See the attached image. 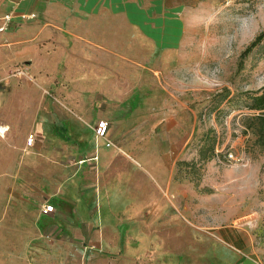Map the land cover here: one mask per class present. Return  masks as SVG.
Masks as SVG:
<instances>
[{
	"label": "crops",
	"instance_id": "1",
	"mask_svg": "<svg viewBox=\"0 0 264 264\" xmlns=\"http://www.w3.org/2000/svg\"><path fill=\"white\" fill-rule=\"evenodd\" d=\"M195 2L0 0V23L11 16L0 35V264H108L97 252H122L125 227L118 239L109 218L123 213L103 203L123 192L109 123L144 111L153 81L184 56ZM134 161L162 196L150 200L159 217L170 186L151 161ZM229 232L233 264H260Z\"/></svg>",
	"mask_w": 264,
	"mask_h": 264
},
{
	"label": "rangeland",
	"instance_id": "2",
	"mask_svg": "<svg viewBox=\"0 0 264 264\" xmlns=\"http://www.w3.org/2000/svg\"><path fill=\"white\" fill-rule=\"evenodd\" d=\"M195 5L184 56L153 81L146 109L109 123L123 192L103 203L123 213L109 220L125 237L122 252H97L108 264H233L230 230L264 264V111L253 109L264 94V39L249 49L264 32V0ZM140 158L170 186L159 217L150 200L162 196L149 189Z\"/></svg>",
	"mask_w": 264,
	"mask_h": 264
},
{
	"label": "built area",
	"instance_id": "3",
	"mask_svg": "<svg viewBox=\"0 0 264 264\" xmlns=\"http://www.w3.org/2000/svg\"><path fill=\"white\" fill-rule=\"evenodd\" d=\"M34 17H36V15H31V18H34ZM10 19H11V16H7L4 19V22L0 23V35L7 30V22ZM7 130L8 128L0 126V135H4L7 132ZM107 130H108V122H105V121L100 122L97 128L95 129L97 137L106 138ZM34 142H35V136L32 134L30 135L27 144L28 146H32ZM107 144L108 146H111L112 142L108 141ZM53 211H54V206L52 205H46L43 208L44 214H49V213H52Z\"/></svg>",
	"mask_w": 264,
	"mask_h": 264
},
{
	"label": "trees",
	"instance_id": "4",
	"mask_svg": "<svg viewBox=\"0 0 264 264\" xmlns=\"http://www.w3.org/2000/svg\"><path fill=\"white\" fill-rule=\"evenodd\" d=\"M262 39H264V32L261 33L257 37V40L254 43H252V45L249 47V49L255 47ZM253 109L258 110V111H264V94L255 99V102L253 104ZM260 121H261V124L263 127L262 130L264 132V114L261 115Z\"/></svg>",
	"mask_w": 264,
	"mask_h": 264
}]
</instances>
